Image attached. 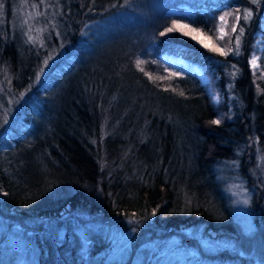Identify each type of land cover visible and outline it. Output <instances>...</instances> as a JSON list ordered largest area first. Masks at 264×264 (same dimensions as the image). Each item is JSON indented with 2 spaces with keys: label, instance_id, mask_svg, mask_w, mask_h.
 Masks as SVG:
<instances>
[{
  "label": "trees",
  "instance_id": "obj_1",
  "mask_svg": "<svg viewBox=\"0 0 264 264\" xmlns=\"http://www.w3.org/2000/svg\"><path fill=\"white\" fill-rule=\"evenodd\" d=\"M180 1L0 0V264H129L105 259L119 231L133 247L199 225L235 234L228 163L264 194V64L249 62L264 0H197L208 26L239 10L229 52L168 31Z\"/></svg>",
  "mask_w": 264,
  "mask_h": 264
},
{
  "label": "rangeland",
  "instance_id": "obj_2",
  "mask_svg": "<svg viewBox=\"0 0 264 264\" xmlns=\"http://www.w3.org/2000/svg\"><path fill=\"white\" fill-rule=\"evenodd\" d=\"M192 1L193 3H190ZM196 6L197 0H181L166 11L165 22L170 28L174 25L180 26V30L190 33L196 42L206 48L210 47L222 52L232 50L229 40L239 23V10L236 8L223 11L218 15L215 26H208L207 20L199 23L196 17L201 12L209 13L205 9L201 10L200 7L196 9ZM221 17L224 19L222 20ZM261 19L264 21V13L261 14ZM260 26L254 52L249 57L250 65L254 70L262 69L261 66L264 64V35H262L264 23H260ZM237 34L235 32L233 35L235 40ZM63 56L64 54L61 57ZM254 59L255 64H253ZM161 60L165 63L173 62L176 65L188 67L200 76L202 82L209 83V78L202 68L185 61L180 54L162 53ZM212 95L214 102L218 103L217 94L212 93ZM234 164L228 163L223 173L227 178L226 190L229 195L227 204L230 209H234L230 221L233 227H236L235 234L227 231H206L204 226L199 225L197 228L173 233L167 237V240L143 242L142 245L133 247V242H136L137 238H132L131 231H119L113 234L117 243L105 259L122 261L121 259L127 258L129 264H264V194L254 196V191L248 185V177L243 176L237 161ZM250 169L255 176L254 179L257 178L258 167L252 166ZM256 182L264 188L263 177L260 178L262 184L257 180ZM257 213H259L260 224H257L259 222L254 219ZM5 227L0 220V232H3ZM83 230H81L82 234L85 231ZM10 231L8 241L18 244H24L27 241L22 238L18 230L10 229Z\"/></svg>",
  "mask_w": 264,
  "mask_h": 264
},
{
  "label": "bare ground",
  "instance_id": "obj_3",
  "mask_svg": "<svg viewBox=\"0 0 264 264\" xmlns=\"http://www.w3.org/2000/svg\"><path fill=\"white\" fill-rule=\"evenodd\" d=\"M61 62V65H68V68H74L78 64V60H74L70 55L62 57ZM12 142L15 144V140H12Z\"/></svg>",
  "mask_w": 264,
  "mask_h": 264
},
{
  "label": "snow or ice",
  "instance_id": "obj_4",
  "mask_svg": "<svg viewBox=\"0 0 264 264\" xmlns=\"http://www.w3.org/2000/svg\"><path fill=\"white\" fill-rule=\"evenodd\" d=\"M258 0H253V3H257ZM249 15H251V13H249ZM221 19L223 20L224 18L221 17ZM179 27L180 26H176L174 25L173 28H169L168 31L171 32V31H174V30H179ZM185 35H188V33H184ZM237 43H239V41H237ZM218 50V49H217ZM253 64H255V59L253 60ZM213 123H216V124H219L220 121L219 120H216V121H213Z\"/></svg>",
  "mask_w": 264,
  "mask_h": 264
}]
</instances>
